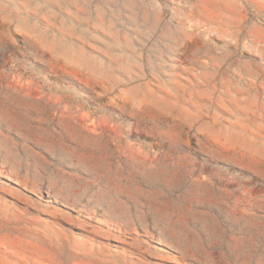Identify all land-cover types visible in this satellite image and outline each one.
I'll return each instance as SVG.
<instances>
[{
	"label": "rangeland",
	"instance_id": "obj_1",
	"mask_svg": "<svg viewBox=\"0 0 264 264\" xmlns=\"http://www.w3.org/2000/svg\"><path fill=\"white\" fill-rule=\"evenodd\" d=\"M0 264H264V0H0Z\"/></svg>",
	"mask_w": 264,
	"mask_h": 264
}]
</instances>
